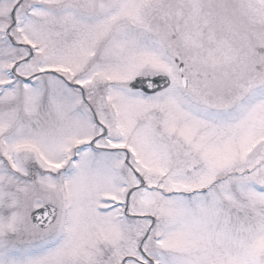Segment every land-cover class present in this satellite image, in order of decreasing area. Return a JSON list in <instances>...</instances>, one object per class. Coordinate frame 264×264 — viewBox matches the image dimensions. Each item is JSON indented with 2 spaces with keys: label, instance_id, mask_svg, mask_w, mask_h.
<instances>
[{
  "label": "snow or ice",
  "instance_id": "6c2138e0",
  "mask_svg": "<svg viewBox=\"0 0 264 264\" xmlns=\"http://www.w3.org/2000/svg\"><path fill=\"white\" fill-rule=\"evenodd\" d=\"M0 264H264V0H0Z\"/></svg>",
  "mask_w": 264,
  "mask_h": 264
}]
</instances>
